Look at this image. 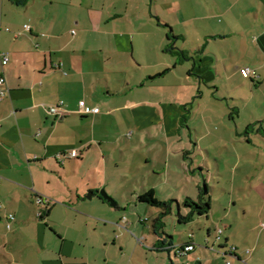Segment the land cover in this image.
<instances>
[{"label": "crops", "instance_id": "0c3cea01", "mask_svg": "<svg viewBox=\"0 0 264 264\" xmlns=\"http://www.w3.org/2000/svg\"><path fill=\"white\" fill-rule=\"evenodd\" d=\"M2 53L0 264H264V0H0ZM245 67L259 79L249 84ZM195 119L182 150L194 159L180 167L206 179L203 154L215 158L218 201L208 192V213L191 222L212 225L183 240L165 224L159 240L161 212L138 197L178 185V158L155 144L142 154L138 141L183 142ZM206 123L217 133L199 131ZM185 243L195 250L180 256Z\"/></svg>", "mask_w": 264, "mask_h": 264}, {"label": "rangeland", "instance_id": "374dc122", "mask_svg": "<svg viewBox=\"0 0 264 264\" xmlns=\"http://www.w3.org/2000/svg\"><path fill=\"white\" fill-rule=\"evenodd\" d=\"M168 80H171L172 82L175 83L174 78H172L171 76L168 77ZM246 81L251 84L249 79H246ZM188 89V88H187ZM250 93L253 95V92L250 91ZM179 95H182L181 93ZM211 95V94H210ZM255 99L254 101H260L262 100V97L260 95H256L254 96ZM250 111V110H249ZM259 114L261 113V109L258 110ZM262 118V117H261ZM198 119V118H196ZM195 119V120H196ZM264 119V118H262ZM262 119L258 120L259 122L262 121ZM183 124V122H181V125ZM190 125H188L187 127H185L184 129H182V136L185 140L180 141L178 137L174 136L171 144L167 143L166 145V141H158V140H154L152 138H146L145 141L143 142H139L138 141V147L140 148L141 153H146L149 151V147L152 146L153 144H155V148L156 151L158 153V155L162 152V154L165 153V150H167L168 146H169V151L171 152L172 155L177 156V160H172L171 162V168L172 170L175 172L172 176V178H170V180L176 182L178 185L176 184H169V186H158L156 189V193H157V197L160 199V201L162 202H170L171 200H177L179 199L182 203L185 200L186 196L188 195H197V182H200L201 188H204L205 185H207L208 187V192L210 193V196H214V201H218L215 199H218V195L220 194V192H218V190H213L214 188H218L215 182V179H218V164L215 161V158L211 157L210 155H208V153L205 151L203 155L206 156L211 170L212 172L209 174L208 173V164L206 162L203 163L202 168V174L205 175L206 179H200L199 177V171L197 172V176L195 177V181H190L187 179H185V175H182V168L180 167L181 163L184 162L186 160L187 157L194 159L193 155H189L186 151H182L183 149L189 148L191 146V141L190 140H186L187 139V133L189 131V129H193V125H197L199 126L201 123L199 121L196 120L195 123H193V121L189 122ZM209 124V123H208ZM206 123L205 127H199V131H202L203 133H206L208 131H212L214 132L213 134L217 133V131H215L214 129L216 128V126L214 125H208ZM144 131L147 132L148 129L145 127ZM142 130V132H144ZM151 131L152 133L158 135L159 131L156 130L155 128L151 127ZM201 133V132H200ZM149 137V136H147ZM210 139V138H209ZM205 145L208 144V142H203ZM190 145V146H189ZM167 148V149H166ZM199 155L202 153H198ZM197 161H202V158L200 157H196ZM195 158V159H196ZM161 162L164 163L161 157L157 158V162ZM160 163V164H161ZM144 166H146V168L149 167V170H152V167H150V164L147 165V162L144 161L143 162ZM160 164L158 163L157 166H160ZM157 179V178H155ZM206 181V182H205ZM156 183H158V180L156 181ZM226 183V181H225ZM143 194V191L141 192ZM141 194V195H142ZM222 204H224V202H222ZM152 208L154 211H159L161 212V210L159 208H154V207H150ZM173 210H171V212L165 217V224H167V231L170 233L169 235L175 234V237L177 239L182 238L183 240H186L188 238V234L191 232H199L202 231V228L205 226V229L203 230V233H205V235H207V231L210 228V226L212 225V221L208 219L207 216H203L199 222L203 223V224H198L197 221L195 223H191V224H180L178 222V213H179V208L176 204H174L172 206ZM224 207L221 206V204H215L214 205V210L217 212H220ZM225 214V212H224ZM223 214V215H224ZM198 218V217H196ZM178 224L179 225V229L178 231L175 230L174 225ZM198 224V225H197ZM220 243H218L219 245ZM220 246V245H219Z\"/></svg>", "mask_w": 264, "mask_h": 264}, {"label": "trees", "instance_id": "16d2710c", "mask_svg": "<svg viewBox=\"0 0 264 264\" xmlns=\"http://www.w3.org/2000/svg\"><path fill=\"white\" fill-rule=\"evenodd\" d=\"M20 3L24 2V0H17ZM199 198L197 201L191 200L187 198L182 206L190 209L188 215L184 216L181 213L178 214L180 224H189L192 222L194 215H206L210 209V197L208 194L207 185L204 188H199ZM36 202V200H35ZM138 202L142 204H146L150 207L159 208L161 213L157 219L153 222V233L156 237L161 240L164 236H167L164 228H165V217L171 212L172 206L170 202H162L157 197L153 190L145 192L144 194L138 197ZM50 203V202H49ZM14 217V216H13ZM15 219V218H14ZM171 238L170 236H168ZM158 240V241H159ZM189 243H185L182 247L188 246Z\"/></svg>", "mask_w": 264, "mask_h": 264}, {"label": "built area", "instance_id": "2783aa9c", "mask_svg": "<svg viewBox=\"0 0 264 264\" xmlns=\"http://www.w3.org/2000/svg\"><path fill=\"white\" fill-rule=\"evenodd\" d=\"M24 31L30 32L31 31V27L29 25H26L24 27ZM72 33L75 34L76 32L75 31H72ZM17 35H20V33L17 34ZM0 58L2 60V65L3 66H7L9 64V62H10V56H9L8 53H2V54H0ZM242 74H243L244 77H246V78H248V79H250L252 81H257L259 79V76L256 73V71H254L253 69H251L249 67L243 68L242 69ZM6 92H7V89H6V79H5L4 76H1L0 77V100H2V99L5 98ZM62 105H63V103H60L59 106H53V107H51L49 109L50 114H57L59 112L60 107ZM80 106H81V109L82 110H85V107H84V103L83 102L80 103ZM87 111H89V112H91L93 114L99 113V109L98 108H93V109H90V110H87ZM78 156H79L78 151H72L68 155L64 154L62 156H59V159L60 160H63L65 158H73L74 159V158H77ZM49 202H51V200L49 198L39 195V196L36 197V202L35 203L38 206H43V205H45V204H47ZM9 219L10 220H14V217L10 215L9 216ZM262 227H264V224H262ZM8 228H10V224L8 225ZM216 231H217V240L220 241L221 238H222L223 229L222 228H217ZM179 249L180 250L178 251V255L182 256V255H186L189 252L194 251L195 250V246L192 245V244H189L186 247H182L181 246V248H179ZM231 249L233 251H235L236 248L235 247H232ZM228 264H230V263H228Z\"/></svg>", "mask_w": 264, "mask_h": 264}, {"label": "water", "instance_id": "95a60500", "mask_svg": "<svg viewBox=\"0 0 264 264\" xmlns=\"http://www.w3.org/2000/svg\"><path fill=\"white\" fill-rule=\"evenodd\" d=\"M208 189V188H207ZM103 198L107 201H109L110 203H112V205H116V203L114 202V200L112 198H110L106 193H103L102 194ZM91 197V196H88V198Z\"/></svg>", "mask_w": 264, "mask_h": 264}]
</instances>
